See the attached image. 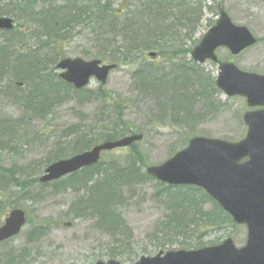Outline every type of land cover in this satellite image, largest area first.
<instances>
[{
	"label": "rangeland",
	"instance_id": "obj_1",
	"mask_svg": "<svg viewBox=\"0 0 264 264\" xmlns=\"http://www.w3.org/2000/svg\"><path fill=\"white\" fill-rule=\"evenodd\" d=\"M70 1H37L30 7L28 19L14 12L15 8L9 9L10 15H3L11 17L17 29L10 34L0 32V46L9 48L15 58L0 71V226L5 216L18 208L27 213L29 223L18 238L0 245V264H96L109 260L132 264L161 252L220 245L226 238L237 247L244 246L247 230L234 225L202 193L161 189L144 168L164 163L186 148L192 136L229 142L245 137V100L226 98L215 87L217 66L195 64L191 53L214 26L222 7L232 22L249 29L258 43L238 57L220 49L218 58L245 72L264 75V0H100L101 7L111 3L112 14L124 11L126 18L136 16L140 21L128 32L124 16L118 25L111 15L106 16L102 26L101 11L94 12L95 22L91 13L74 11L69 18L82 22L57 27L59 39H52L53 46L40 44L38 20L43 10L52 3L65 8ZM94 3L96 0L90 6ZM11 5L18 7L20 1L0 0V11ZM144 7L149 8L148 13H142ZM152 52L159 58H148ZM59 55L108 64L116 59L119 68L107 85L92 81L77 93L63 86L54 72ZM38 57L43 58L39 76L44 77L39 83L33 76L36 71L20 65L22 59ZM6 62L0 59V64ZM30 65L39 66L37 61ZM178 74L180 78H176ZM45 78H51L50 84H44ZM183 80L186 85L180 87ZM16 83L23 85L22 91ZM186 88L192 92L186 94L191 111L175 108L173 103L185 105L178 100ZM113 131L112 141L134 134L144 139L131 149L104 154L107 163L98 170L81 172L60 185L38 183L50 164L90 151L109 141ZM11 137L16 138V145L6 148ZM114 161L128 174L109 173ZM117 184L119 190L115 188L113 194L123 193L122 202L115 200L117 208L109 206L102 214L112 215L117 209L116 215L122 219L104 223L85 196L99 195L98 188ZM41 232L43 235L33 240Z\"/></svg>",
	"mask_w": 264,
	"mask_h": 264
},
{
	"label": "water",
	"instance_id": "obj_2",
	"mask_svg": "<svg viewBox=\"0 0 264 264\" xmlns=\"http://www.w3.org/2000/svg\"><path fill=\"white\" fill-rule=\"evenodd\" d=\"M220 14L216 27L204 36L192 53L195 62L203 64L208 59L218 62L215 51L219 47H228L232 54L238 55L256 43L247 29L232 25L228 14L222 10ZM13 28L11 19L0 18L1 30ZM114 68V65L102 66L100 61L84 62L81 59H66L58 64V69L64 71L61 79L77 90L87 87L91 78L105 85ZM218 68L217 87L228 97L245 98L250 108H261L244 115L247 136L232 144L202 137L193 139L188 149L163 165L148 168V174L165 184H191L205 189L234 222L246 227L247 246L235 249L233 241L226 240L220 247L171 252L165 256L161 253L154 258H142L136 264H264V76L244 73L231 63H219ZM142 139L137 135L126 137L94 147L91 152L68 161H59L46 170L41 182L56 181L91 167L100 161L102 151L124 149ZM244 159L247 160L241 163ZM24 223L22 211L12 212L0 229V241L18 234ZM107 264L119 263L110 261Z\"/></svg>",
	"mask_w": 264,
	"mask_h": 264
},
{
	"label": "trees",
	"instance_id": "obj_3",
	"mask_svg": "<svg viewBox=\"0 0 264 264\" xmlns=\"http://www.w3.org/2000/svg\"><path fill=\"white\" fill-rule=\"evenodd\" d=\"M8 2V1H7ZM88 2H89V5H85L84 6V1L83 0H75L74 2H73V5H72V7H73V9H68V8H60V7H57V6H55L54 4H52V5H50L48 8H49V11L46 13V14H42V19H40V20H38V22L39 23H41V24H39L40 25V27L42 28V29H45V30H43V32L42 33H44V34H46L47 36H48V38H49V42H52L53 40V38L55 37V38H57V39H59L58 37H57V35L60 33V32H58V30L56 29L57 27H58V25L56 24L57 22L59 23V27H61V28H63L64 26H66V25H68V24H75V23H80V22H82V20H80V18H76L75 17V19H72V18H69V15L71 14V15H73L72 14V12H77V13H79V14H83V15H85L86 13L87 14H90L91 13V20H92V22H95L96 21V18H97V14H94V12L96 11V10H98V12L100 11V10H103L104 12L101 14V16L99 17V20H101L100 21V23H99V25H102V26H104V23H106V16L108 17L109 15H111V17L113 18V19H115V20H122V16H124V11H122V12H118V13H116V14H112V11L113 10H111V8L109 7L110 5H111V3L109 4V3H107V4H105V7L104 8H102V7H100L99 6V3L97 2V0H96V3H94V5H93V7H91L90 6V2H93V0H88ZM10 8H15L14 9V12H16L17 14H20V17H26V19H28L29 18V15H31V14H29V13H31V11H30V5L29 6H25V7H23V6H15V7H13L12 5L11 6H9V7H7V10H1L0 11V16L1 15H10V12L8 13V11H9V9ZM19 9V11H18V9ZM77 10V11H76ZM25 12V14H23ZM92 13L94 14V15H92ZM143 13V12H142ZM7 15V16H8ZM33 15H35V17L36 18H38V13H33ZM143 15V14H142ZM63 16V17H62ZM82 17V16H81ZM124 18H126V16H124ZM135 19H133V20H131L130 18L128 19V18H126V19H124V21L125 22H127L128 23V27L127 26H125L124 28L125 29H127L126 31H128L129 32V29L131 28V27H136V26H133V25H135V24H137L139 21H140V19L139 18H137L136 16L134 17ZM120 23V21H118L117 22V25ZM53 24H55V27L54 26H51V25H53ZM125 32V31H124ZM128 32H126V33H128ZM124 39H127V36H124ZM55 41H57V40H55ZM16 51V54L18 55V56H20V57H22L23 55H21V51L19 50V49H16L15 50ZM30 51V50H29ZM32 52V51H31ZM116 52L118 53V51L116 50ZM10 56H12V53L10 52H8V50H6L5 48H2L1 46H0V59L1 58H8V57H10ZM12 58H13V61L15 62V58L12 56ZM122 59H125V58H122ZM22 63H20V65H28V66H30V70H31V72L33 73L34 71H36V74H34L33 76H35L36 77V79H38V82L37 83H39V78L40 79H43L44 77H41V76H39L40 74H39V72H40V69H41V67H42V65H41V61H42V58H36V59H29V60H26V59H22V60H20ZM31 61H37V63H38V65L39 66H36V65H33V66H31L30 65V63H31ZM113 61V63H116V64H118V62L119 61H117L116 59H113L112 60ZM8 61H7V63L5 64V67H7L8 68ZM2 63L0 64V71H1V73H3V69H2ZM0 79H1V75H0ZM146 79V78H145ZM47 81V84H50V81H51V78H45L44 79V84H45V82ZM61 84H63V83H61ZM64 86V85H63ZM16 88H17V90L18 91H22L23 90V88H20V87H18V86H16ZM66 88H68V87H66ZM42 89H37L36 90V92H40ZM44 93V92H43ZM36 96V95H35ZM42 96H43V94H42ZM32 98H33V101H34V96H32ZM39 107H40V109H42V104H39L38 105ZM47 106H49L48 104H47ZM3 126H4V124H3ZM114 131H113V134L111 133L109 136H108V140L109 141H112L113 139H114ZM120 138H122V137H120ZM16 138H13V137H11L9 140H7L6 142H5V147L7 148V147H11V146H13V147H15V145H16ZM85 147H87V145L85 146ZM129 158V157H128ZM110 164H111V162H110ZM104 165V164H103ZM102 165V166H103ZM120 166H118V163H116L115 161L114 162H112V165H110V172L109 173H111V172H114V171H117V172H121V173H123V174H128V172H125L122 168H119ZM131 170V169H130ZM132 171V170H131ZM107 177V176H106ZM124 181V180H123ZM123 181H121L120 182V184L123 182ZM119 184H117V185H114L113 187H106V192H110V193H112L113 194V190L116 188L117 190H119L118 188H119V186H118ZM119 194H121L122 195V193H119ZM113 198L110 196V199L108 200V201H110L111 203H112V206H114L113 205V200H112ZM101 215V214H100ZM38 236H41V235H38Z\"/></svg>",
	"mask_w": 264,
	"mask_h": 264
}]
</instances>
